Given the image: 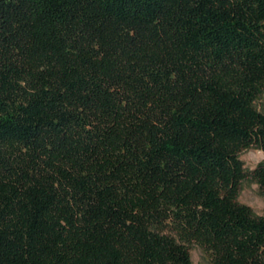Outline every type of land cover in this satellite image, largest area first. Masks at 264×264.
Returning <instances> with one entry per match:
<instances>
[{
  "label": "trees",
  "instance_id": "trees-1",
  "mask_svg": "<svg viewBox=\"0 0 264 264\" xmlns=\"http://www.w3.org/2000/svg\"><path fill=\"white\" fill-rule=\"evenodd\" d=\"M264 0H0V264H264Z\"/></svg>",
  "mask_w": 264,
  "mask_h": 264
},
{
  "label": "rangeland",
  "instance_id": "rangeland-1",
  "mask_svg": "<svg viewBox=\"0 0 264 264\" xmlns=\"http://www.w3.org/2000/svg\"><path fill=\"white\" fill-rule=\"evenodd\" d=\"M255 105L264 112V91ZM241 159L244 161L246 170L251 172L264 160V152L254 146L242 151ZM238 199L241 203L251 206L256 215H264V192L251 174L242 181ZM191 258L193 264H211L207 253L197 244L191 246Z\"/></svg>",
  "mask_w": 264,
  "mask_h": 264
}]
</instances>
